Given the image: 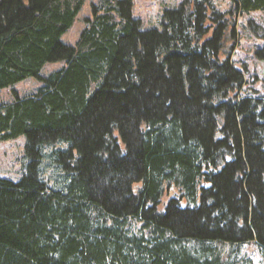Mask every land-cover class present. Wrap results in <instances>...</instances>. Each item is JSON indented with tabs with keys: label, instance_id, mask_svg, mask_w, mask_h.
I'll use <instances>...</instances> for the list:
<instances>
[{
	"label": "trees",
	"instance_id": "obj_1",
	"mask_svg": "<svg viewBox=\"0 0 264 264\" xmlns=\"http://www.w3.org/2000/svg\"><path fill=\"white\" fill-rule=\"evenodd\" d=\"M227 1L142 29L133 0H99L68 45L85 0H0V141L24 137L18 180L0 176V264H264V66L229 57L264 0ZM243 26L264 64V27Z\"/></svg>",
	"mask_w": 264,
	"mask_h": 264
},
{
	"label": "rangeland",
	"instance_id": "obj_2",
	"mask_svg": "<svg viewBox=\"0 0 264 264\" xmlns=\"http://www.w3.org/2000/svg\"><path fill=\"white\" fill-rule=\"evenodd\" d=\"M99 0H85L81 10L79 11L73 25L61 36V41L68 45H74L79 37L81 30L84 28V18L90 14V6ZM181 0H133V16L140 18L142 21V29L157 28L161 29V15L165 9L178 7ZM219 10L228 8L227 0H214ZM252 19L256 23L264 27V10L239 17L236 25L237 42L232 50H229V57L236 66L246 64L250 70L257 74H261L263 62L254 56V49L262 46V43L254 37V35L243 25L246 20ZM228 50V49H227ZM61 63H51L45 65L42 74L59 69ZM40 84L35 79H27L19 82L13 88L20 93H29L36 89ZM10 89L0 91V102L10 98ZM48 148L46 151L48 152ZM24 152V137L0 141V176L11 180H18L22 173L23 162L21 158ZM44 172L51 175V178H58L57 168L51 164L46 156L44 160ZM48 178V177H47ZM54 184V183H53ZM246 253L257 263L259 261L258 254L254 248L250 246L242 247Z\"/></svg>",
	"mask_w": 264,
	"mask_h": 264
}]
</instances>
